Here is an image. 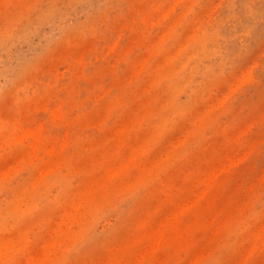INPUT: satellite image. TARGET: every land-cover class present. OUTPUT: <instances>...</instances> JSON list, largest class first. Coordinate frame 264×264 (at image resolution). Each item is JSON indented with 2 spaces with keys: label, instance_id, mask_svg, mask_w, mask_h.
<instances>
[{
  "label": "rangeland",
  "instance_id": "1",
  "mask_svg": "<svg viewBox=\"0 0 264 264\" xmlns=\"http://www.w3.org/2000/svg\"><path fill=\"white\" fill-rule=\"evenodd\" d=\"M0 264H264V0H0Z\"/></svg>",
  "mask_w": 264,
  "mask_h": 264
}]
</instances>
